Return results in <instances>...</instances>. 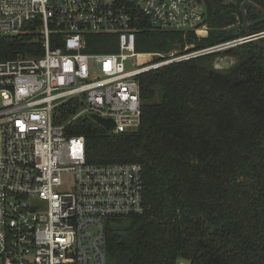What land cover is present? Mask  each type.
Listing matches in <instances>:
<instances>
[{"label": "built area", "instance_id": "obj_1", "mask_svg": "<svg viewBox=\"0 0 264 264\" xmlns=\"http://www.w3.org/2000/svg\"><path fill=\"white\" fill-rule=\"evenodd\" d=\"M206 18L202 0H0V39L24 36L23 51L0 58V264H108L107 224L145 209L143 166L89 163L84 136L66 128L93 113L111 118L113 133L136 131L140 73L246 41L135 49L144 19L152 29L203 38ZM89 34H114L118 50L87 52ZM149 53L156 62H138ZM71 99L80 107L55 122Z\"/></svg>", "mask_w": 264, "mask_h": 264}, {"label": "trees", "instance_id": "obj_2", "mask_svg": "<svg viewBox=\"0 0 264 264\" xmlns=\"http://www.w3.org/2000/svg\"><path fill=\"white\" fill-rule=\"evenodd\" d=\"M251 11L248 30L263 31L264 15ZM206 21L208 35L198 38L152 29L144 19L135 49L166 53L191 43L192 50L243 35L240 24L224 29L214 17ZM23 37L0 39V58L23 51ZM117 50L114 34L87 35V52ZM219 55L237 62L216 68ZM138 81L136 131L113 133L87 115L66 128L84 136L89 163L143 166L145 209L107 224V263L264 264V51L247 41L147 70ZM79 107L78 99L65 102L55 122Z\"/></svg>", "mask_w": 264, "mask_h": 264}, {"label": "water", "instance_id": "obj_3", "mask_svg": "<svg viewBox=\"0 0 264 264\" xmlns=\"http://www.w3.org/2000/svg\"><path fill=\"white\" fill-rule=\"evenodd\" d=\"M205 5H206V9H207V15H210L212 12V7H211V3L209 0H204ZM249 6L252 7L254 9H256L257 11H259L260 13L264 14V7L258 5L255 2L246 0L243 1V3H241V12H242V26L244 29V33L247 38L246 41H251L252 43H254L255 45H257L260 49H262L264 51V42L262 40L261 35L255 34V33H251L248 31L247 29V16H246V12H245V7ZM226 22H228V24H233L234 22H236L235 16H231L230 19L227 20L226 17L224 16H220L216 19V25L218 27H222L226 24ZM245 41V42H246ZM216 68H220V67H216ZM89 117L95 121L96 123L100 124L102 127H104L106 130L111 129L114 126V121L111 118H103L100 117L97 114H90ZM122 241L127 244L128 246L131 245V241L129 236L125 235L122 238Z\"/></svg>", "mask_w": 264, "mask_h": 264}, {"label": "flooded vegetation", "instance_id": "obj_4", "mask_svg": "<svg viewBox=\"0 0 264 264\" xmlns=\"http://www.w3.org/2000/svg\"><path fill=\"white\" fill-rule=\"evenodd\" d=\"M202 1L204 2V0H202ZM209 1L211 3L212 12H211L210 15H207V16L214 17L215 23H216V19L218 17H220V16L226 17L227 20L230 19L231 16H235L236 22H234L233 24H228V22H226V24L224 26H222V27L224 29H227V28H232L234 25L240 24L241 28L243 30V35H241V36L245 35L244 29H243V26H242V12H241L240 9H241V3H243V1H246V0H242L238 4L235 1H233V0H209ZM249 1L255 2L258 5L262 6L261 4H259L258 2L254 1V0H249ZM204 4H205V2H204ZM205 7H206V5H205ZM262 7H264V6H262ZM251 9H253L256 12L260 13L259 11H257L256 9H254L252 7H249V6L245 7V12H246V16H247V29H248V26H249V19L252 16ZM206 14H207V9H206ZM260 14H262V13H260ZM241 36H238V37H241ZM242 43H244V42H242ZM242 43H239V44H242ZM239 44H237V45H239ZM237 45H235V46H237ZM236 62H237V59H236L235 63Z\"/></svg>", "mask_w": 264, "mask_h": 264}, {"label": "rangeland", "instance_id": "obj_5", "mask_svg": "<svg viewBox=\"0 0 264 264\" xmlns=\"http://www.w3.org/2000/svg\"><path fill=\"white\" fill-rule=\"evenodd\" d=\"M193 47V44L191 43H186L181 49H178L179 51H192V50H196V49H192L190 50L191 48ZM152 57V58H151ZM159 56H143V57H138V62H143V61H147V60H150V64L153 63V62H156L154 61L155 58H158ZM134 61V58H131L129 59L126 64L127 66L130 65V63ZM236 61V58L235 57H230V56H217L215 58V61H214V66L215 67H220V68H227V67H230L231 65H233ZM148 63V62H147ZM180 260H183V259H180ZM183 262L185 264H188V262L186 260H183Z\"/></svg>", "mask_w": 264, "mask_h": 264}, {"label": "bare ground", "instance_id": "obj_6", "mask_svg": "<svg viewBox=\"0 0 264 264\" xmlns=\"http://www.w3.org/2000/svg\"><path fill=\"white\" fill-rule=\"evenodd\" d=\"M151 55H152V54H150V53H149V54H142V55H139L138 57H143V56H148V57H149V56H151Z\"/></svg>", "mask_w": 264, "mask_h": 264}]
</instances>
